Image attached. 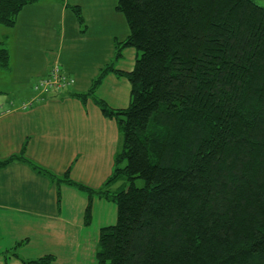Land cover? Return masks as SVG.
<instances>
[{"label":"trees","instance_id":"trees-1","mask_svg":"<svg viewBox=\"0 0 264 264\" xmlns=\"http://www.w3.org/2000/svg\"><path fill=\"white\" fill-rule=\"evenodd\" d=\"M38 1L0 0V26L12 28ZM115 10L129 35L115 43L114 60L132 48L133 69L111 64L87 93L70 95L91 98L121 137L98 190L64 181L87 195L86 220L94 197L116 207L96 264H264V3L117 0ZM8 64L0 42V68ZM109 72L130 84L124 109L93 96ZM16 161L59 181L21 156L0 168Z\"/></svg>","mask_w":264,"mask_h":264},{"label":"crops","instance_id":"crops-1","mask_svg":"<svg viewBox=\"0 0 264 264\" xmlns=\"http://www.w3.org/2000/svg\"><path fill=\"white\" fill-rule=\"evenodd\" d=\"M97 4L40 0L23 8L13 26L23 54L1 69L0 162L21 156L59 181L21 161L0 168V264H22L20 259L32 253V259L54 257L53 264H83L77 259L96 252L100 230L114 221L111 203L97 197L86 220L87 195L64 182L98 190L112 174L114 155L121 149L116 122L105 118L91 98L82 102L69 96L87 93L101 69L115 65V43L129 35L120 19L113 34L108 33L110 17ZM75 7L81 21L72 11ZM121 54L115 69L129 73L135 50L125 48ZM53 67L73 76L75 84L38 102L31 85ZM93 96L111 109H124L130 84L109 72ZM30 100L33 106L24 110L22 104ZM84 243L90 247L83 253Z\"/></svg>","mask_w":264,"mask_h":264},{"label":"rangeland","instance_id":"rangeland-1","mask_svg":"<svg viewBox=\"0 0 264 264\" xmlns=\"http://www.w3.org/2000/svg\"><path fill=\"white\" fill-rule=\"evenodd\" d=\"M98 1H99L100 5H98V4L97 5H98L99 9H101V11L104 13V17H106V16L110 17L109 19L106 20V22L108 24V26L107 25L106 26L109 28V31L111 30V32L108 31V33L113 34V29L115 27H118V24H120L119 19L122 23H125V19H124L123 15L120 14L119 12H114V10H113L114 6H116V4H117V0H98ZM261 3H264V1L261 0ZM115 15H118V16H115ZM36 39H37V37L35 38V40ZM0 42L3 43V47L6 48V50L8 52L9 62L10 61L12 62L13 59L22 56L23 52L21 50H19L20 38H19V32H18L17 28H15V27L6 28V27L0 26ZM121 57H122V54L120 53V56L118 58H115V59H117V60H115V62L116 63L119 62V60H121ZM126 57L124 56V58H126ZM113 59H114V57L112 58V60ZM116 63L114 65V68H116L115 67ZM110 65H108V66H110ZM1 69L6 70L4 68H0V78H2V76H3V74H1ZM37 80H35L34 82H36ZM40 80H42V78H40L39 81ZM74 83H75V79H74ZM59 84L64 86V87H62L63 89L66 86V84H64L62 82H59ZM29 91H30V89H29ZM0 98H2V95H0ZM142 185H143L142 181L138 180L136 182L137 187H141ZM111 205H112L111 210L114 211V216H113L114 221L112 223V225H114L116 223V207L113 203H111ZM96 242L98 243V241H96ZM97 243H96V246H97ZM89 244L90 243H84L83 253H84V250L89 249V247H90ZM96 246H95V250H96ZM85 253H86V251H85ZM83 255L84 256L79 257L77 259L78 262H81L83 264H96L95 253L92 254V252H88V253L83 254ZM17 256H18V252H17ZM32 256L34 257L35 253H32V255L28 254L27 256H24V258H26V259H24V258L23 259L21 258V259L24 261H35L37 259L42 258V257H40V258L35 257V259H32L33 258Z\"/></svg>","mask_w":264,"mask_h":264},{"label":"built area","instance_id":"built-area-1","mask_svg":"<svg viewBox=\"0 0 264 264\" xmlns=\"http://www.w3.org/2000/svg\"><path fill=\"white\" fill-rule=\"evenodd\" d=\"M59 82H62L66 84L65 88L69 87L73 83L72 79H67L63 75L58 73V70H53L52 73L47 77L40 81H38L34 85V91L40 94H48L50 92H60L64 90L61 84Z\"/></svg>","mask_w":264,"mask_h":264}]
</instances>
